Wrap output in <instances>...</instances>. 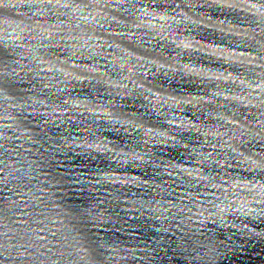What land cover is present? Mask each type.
<instances>
[{"label": "clouds", "instance_id": "9594fccd", "mask_svg": "<svg viewBox=\"0 0 264 264\" xmlns=\"http://www.w3.org/2000/svg\"><path fill=\"white\" fill-rule=\"evenodd\" d=\"M254 248L264 0H0V264Z\"/></svg>", "mask_w": 264, "mask_h": 264}, {"label": "water", "instance_id": "95a60500", "mask_svg": "<svg viewBox=\"0 0 264 264\" xmlns=\"http://www.w3.org/2000/svg\"><path fill=\"white\" fill-rule=\"evenodd\" d=\"M202 43H207V41H202ZM242 260L246 264H264V249H251L247 255L242 257Z\"/></svg>", "mask_w": 264, "mask_h": 264}]
</instances>
